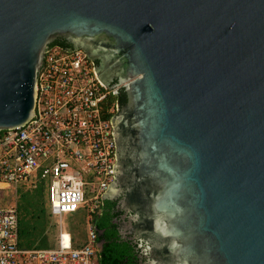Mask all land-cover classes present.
<instances>
[{"label":"water","instance_id":"1","mask_svg":"<svg viewBox=\"0 0 264 264\" xmlns=\"http://www.w3.org/2000/svg\"><path fill=\"white\" fill-rule=\"evenodd\" d=\"M60 35L127 81L101 197L123 192L147 264H264V0H0V129Z\"/></svg>","mask_w":264,"mask_h":264},{"label":"built area","instance_id":"2","mask_svg":"<svg viewBox=\"0 0 264 264\" xmlns=\"http://www.w3.org/2000/svg\"><path fill=\"white\" fill-rule=\"evenodd\" d=\"M126 83L107 88L83 48L46 47L32 116L0 129V189L31 177L45 179L50 214L83 212L86 237L75 239L60 219L57 246H21L16 199L0 203V264H100L91 220L114 179L113 90Z\"/></svg>","mask_w":264,"mask_h":264},{"label":"trees","instance_id":"3","mask_svg":"<svg viewBox=\"0 0 264 264\" xmlns=\"http://www.w3.org/2000/svg\"><path fill=\"white\" fill-rule=\"evenodd\" d=\"M58 43L62 45H72L65 39L56 38L51 44ZM120 105L126 102L124 89L118 94ZM46 189V181L39 178L35 185V194L33 202L37 204V208H31L22 214H19V244L25 247H35L42 240L47 243L48 234L58 233L57 225L51 223L49 216L45 215L44 199ZM115 204L114 200L105 199L100 211L93 215L92 224L99 232L97 239L104 240L103 248L100 251V264H136L135 254L132 251L131 243L123 239L119 232L117 233L111 219L113 217L112 208Z\"/></svg>","mask_w":264,"mask_h":264},{"label":"rangeland","instance_id":"4","mask_svg":"<svg viewBox=\"0 0 264 264\" xmlns=\"http://www.w3.org/2000/svg\"><path fill=\"white\" fill-rule=\"evenodd\" d=\"M35 178L31 177L27 181H21L16 186L12 184L8 188L0 189V203H10L14 202L16 199L19 214L22 218L23 212L26 210L29 211V209L37 208V204L34 203L33 197L35 194ZM15 187H16V193H15ZM47 189H45L44 199H46L45 203V215L49 216V205L47 202ZM16 195V197H15ZM60 219L63 221V225L68 228L75 239L78 241L83 240L86 237V226H85V220L83 216V212L78 211L76 213H70V214H64L62 217L59 216H50V222L57 225L59 224ZM57 231H55V234H48V241L47 243H43V240L36 245L35 247H55L57 246Z\"/></svg>","mask_w":264,"mask_h":264},{"label":"flooded vegetation","instance_id":"5","mask_svg":"<svg viewBox=\"0 0 264 264\" xmlns=\"http://www.w3.org/2000/svg\"><path fill=\"white\" fill-rule=\"evenodd\" d=\"M57 38H61V39H65V40L68 39V37L65 35H60ZM99 40H102V42H108L105 37H101ZM96 59L98 61V65L102 69L103 73L106 76H109L107 74L108 72L106 70L107 60L103 56H101L100 54L97 55ZM114 77H115V75H114ZM114 77H113V79H115ZM106 198L115 201V204L112 208L113 217H112L111 221L114 224V227L116 228L117 233L119 232L120 236L123 239H126L129 243H131V246H132L131 248H132V251L135 254V258H136L135 259L136 264H147V256L144 253L145 243H144V241L139 239L137 237V233L133 232V230H132V227L136 225V222L131 220V216H132L133 212L130 209L126 208L123 204V200H124L123 192L116 193L114 196L106 197ZM103 204H104V201H103ZM99 211H100V209H99ZM95 230H96V228H95ZM99 232H102V230ZM99 232H97V230H96V244H97V249H98L99 256H100V251L103 248L104 240H98L97 239Z\"/></svg>","mask_w":264,"mask_h":264}]
</instances>
